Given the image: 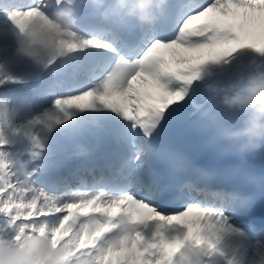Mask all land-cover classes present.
Returning <instances> with one entry per match:
<instances>
[{"label": "snow or ice", "instance_id": "6c2138e0", "mask_svg": "<svg viewBox=\"0 0 264 264\" xmlns=\"http://www.w3.org/2000/svg\"><path fill=\"white\" fill-rule=\"evenodd\" d=\"M59 13L76 29L60 30ZM25 40L51 45L44 63L19 53ZM249 53L264 58V0H168L126 26L92 0H0V234L38 231L70 264H264L250 199L169 139L191 106L245 152L219 85ZM68 143L84 162L59 174Z\"/></svg>", "mask_w": 264, "mask_h": 264}, {"label": "clouds", "instance_id": "9594fccd", "mask_svg": "<svg viewBox=\"0 0 264 264\" xmlns=\"http://www.w3.org/2000/svg\"><path fill=\"white\" fill-rule=\"evenodd\" d=\"M92 2L101 11L103 20L121 26L132 20L139 25L150 24L168 4V0H112L113 7L118 9L117 14L112 16L104 14L105 0ZM53 19L62 31L76 29V17L72 14H55ZM18 51L22 56L42 64L51 51V45L38 48L25 40ZM249 56L239 67L233 68L232 64L223 66L225 71H234L235 76L219 85V98L224 108L241 116L242 139L247 145L245 151L264 155V58L255 53H249ZM0 264H70V257L63 248L38 231L26 230L19 239L17 233L11 231L0 234Z\"/></svg>", "mask_w": 264, "mask_h": 264}, {"label": "bare ground", "instance_id": "6f19581e", "mask_svg": "<svg viewBox=\"0 0 264 264\" xmlns=\"http://www.w3.org/2000/svg\"><path fill=\"white\" fill-rule=\"evenodd\" d=\"M249 56V55H248ZM250 57V56H249ZM198 101H200V102H202L203 101V99H204V96L203 95H201V96H199L198 98ZM187 113L185 114V116H183V118H182V120L183 121H189V120H193L194 122L195 121H199V119H201L200 118V116L197 114V115H189L190 113H193L195 110H194V108H192L191 106H189L187 109ZM236 117L238 118L239 116L236 114ZM198 123V122H197ZM180 137H181V134H178V135H176L174 138H173V140H172V142L175 144L176 142H178L179 141V139H180ZM72 149V148H75L76 149V147H75V145L74 144H71V143H68V144H66V146H65V148H64V150L63 151H60V150H58V154H57V156L55 157V163L57 164V165H59V168L61 167V166H64L67 162V155L69 154L67 151H68V149ZM72 159V158H71ZM65 167V166H64ZM56 174H58L57 173V170L56 169H53V175H56Z\"/></svg>", "mask_w": 264, "mask_h": 264}, {"label": "rangeland", "instance_id": "374dc122", "mask_svg": "<svg viewBox=\"0 0 264 264\" xmlns=\"http://www.w3.org/2000/svg\"><path fill=\"white\" fill-rule=\"evenodd\" d=\"M247 55H249V54H247Z\"/></svg>", "mask_w": 264, "mask_h": 264}]
</instances>
